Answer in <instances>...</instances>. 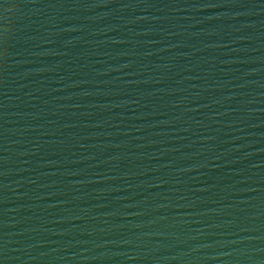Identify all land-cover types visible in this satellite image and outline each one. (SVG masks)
Listing matches in <instances>:
<instances>
[{"label": "water", "instance_id": "95a60500", "mask_svg": "<svg viewBox=\"0 0 264 264\" xmlns=\"http://www.w3.org/2000/svg\"><path fill=\"white\" fill-rule=\"evenodd\" d=\"M0 264H264V0H0Z\"/></svg>", "mask_w": 264, "mask_h": 264}]
</instances>
